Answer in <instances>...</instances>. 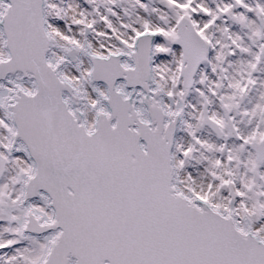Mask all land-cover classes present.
<instances>
[{"label":"snow or ice","instance_id":"obj_1","mask_svg":"<svg viewBox=\"0 0 264 264\" xmlns=\"http://www.w3.org/2000/svg\"><path fill=\"white\" fill-rule=\"evenodd\" d=\"M0 264H264V0H0Z\"/></svg>","mask_w":264,"mask_h":264}]
</instances>
